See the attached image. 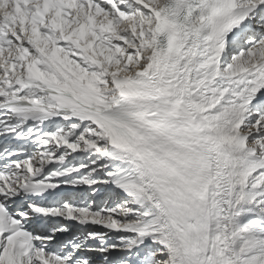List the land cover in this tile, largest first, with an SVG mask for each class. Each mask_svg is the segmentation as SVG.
I'll use <instances>...</instances> for the list:
<instances>
[{
    "label": "snow or ice",
    "instance_id": "6c2138e0",
    "mask_svg": "<svg viewBox=\"0 0 264 264\" xmlns=\"http://www.w3.org/2000/svg\"><path fill=\"white\" fill-rule=\"evenodd\" d=\"M0 264H264V0H0Z\"/></svg>",
    "mask_w": 264,
    "mask_h": 264
}]
</instances>
